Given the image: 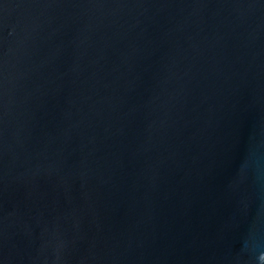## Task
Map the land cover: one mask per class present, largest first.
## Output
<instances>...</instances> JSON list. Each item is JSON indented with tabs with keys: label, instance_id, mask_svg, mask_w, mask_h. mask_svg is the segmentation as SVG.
Instances as JSON below:
<instances>
[{
	"label": "water",
	"instance_id": "obj_1",
	"mask_svg": "<svg viewBox=\"0 0 264 264\" xmlns=\"http://www.w3.org/2000/svg\"><path fill=\"white\" fill-rule=\"evenodd\" d=\"M0 264H264V0H0Z\"/></svg>",
	"mask_w": 264,
	"mask_h": 264
}]
</instances>
